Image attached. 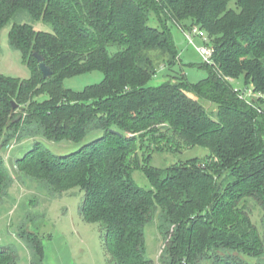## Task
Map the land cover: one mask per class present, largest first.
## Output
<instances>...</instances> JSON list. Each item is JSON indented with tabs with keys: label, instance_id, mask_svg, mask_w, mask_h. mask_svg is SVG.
Returning a JSON list of instances; mask_svg holds the SVG:
<instances>
[{
	"label": "trees",
	"instance_id": "1",
	"mask_svg": "<svg viewBox=\"0 0 264 264\" xmlns=\"http://www.w3.org/2000/svg\"><path fill=\"white\" fill-rule=\"evenodd\" d=\"M230 2L0 0V30L10 24L9 44L31 71L28 79L0 75V151L30 139L15 167L54 194L83 192L81 213L105 231L116 264H155L143 231L154 218L161 264H264V0ZM24 16L50 30L22 23ZM170 23L184 35L197 26L213 49L197 83L183 74ZM161 67L167 80L151 84ZM93 71L103 73L100 83L77 92L63 86ZM248 89L253 95L242 97ZM43 142L76 149L56 155ZM163 142L205 148L207 162L144 167L139 151ZM134 170L150 190L135 183ZM12 184L0 156V203ZM20 237L30 264H41L40 237ZM17 262L13 247H0V264Z\"/></svg>",
	"mask_w": 264,
	"mask_h": 264
},
{
	"label": "rangeland",
	"instance_id": "2",
	"mask_svg": "<svg viewBox=\"0 0 264 264\" xmlns=\"http://www.w3.org/2000/svg\"><path fill=\"white\" fill-rule=\"evenodd\" d=\"M231 8H235V0H231ZM22 23H31L27 16ZM38 30H50L42 23H31ZM196 28H198L196 26ZM10 24L0 30V75L20 79H28L31 71L24 63L19 51L11 48L8 39ZM174 45L183 64V74L190 83H197L207 76V71L199 68L204 62L196 48L206 45L202 39L193 36L190 44L184 35L183 28L170 23ZM114 52V48L110 49ZM175 72L179 68L174 67ZM178 74V73H177ZM167 71L161 67L151 84L157 85L167 80ZM103 73L93 71L63 80V86L72 91H82L85 87L98 84L103 80ZM209 112H215L213 105L201 101ZM91 137V136H90ZM90 137L87 140H90ZM85 141V142H86ZM31 140L21 143L12 141L0 151L5 165L13 178L7 196L0 203V247L11 246L18 254L17 264H30V251L21 235L40 237L43 246L41 264H116L110 256L105 242V231L97 222H88L81 213L84 193L78 189L54 194L37 180L22 175L15 167V160L29 148ZM56 155H68L76 147L66 143L43 142ZM159 150L142 149L138 156L144 167L164 170L174 164L197 159L199 163L207 162L208 151L202 147L169 150L166 143L160 144ZM149 158V159H148ZM132 178L145 190L151 189L150 182L141 170H134ZM253 221L259 224L261 213L251 204ZM145 251L147 257L155 264H161L160 255L162 240L157 228V220L144 227Z\"/></svg>",
	"mask_w": 264,
	"mask_h": 264
},
{
	"label": "built area",
	"instance_id": "3",
	"mask_svg": "<svg viewBox=\"0 0 264 264\" xmlns=\"http://www.w3.org/2000/svg\"><path fill=\"white\" fill-rule=\"evenodd\" d=\"M193 36L202 39L203 42L207 41L206 34L196 27H193L191 32L185 34V37L190 44H193ZM196 51L205 64L211 63L212 55H213V49H212V47H210V45H205L201 48H196ZM252 95H253L252 90L248 89V90H244V92L241 96L244 98H247V97H250Z\"/></svg>",
	"mask_w": 264,
	"mask_h": 264
},
{
	"label": "water",
	"instance_id": "4",
	"mask_svg": "<svg viewBox=\"0 0 264 264\" xmlns=\"http://www.w3.org/2000/svg\"><path fill=\"white\" fill-rule=\"evenodd\" d=\"M33 57L35 58L36 62L38 63V67H39V70L42 74V77L44 79H48L52 76V71L49 69V67H47L43 61V58L38 55L37 53H35L33 55ZM13 107L14 108H17V106L13 103Z\"/></svg>",
	"mask_w": 264,
	"mask_h": 264
}]
</instances>
